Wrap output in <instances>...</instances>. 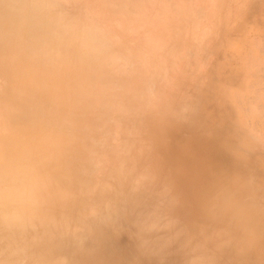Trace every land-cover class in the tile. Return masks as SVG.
<instances>
[{
	"label": "clouds",
	"instance_id": "1",
	"mask_svg": "<svg viewBox=\"0 0 264 264\" xmlns=\"http://www.w3.org/2000/svg\"><path fill=\"white\" fill-rule=\"evenodd\" d=\"M0 264H264V0H0Z\"/></svg>",
	"mask_w": 264,
	"mask_h": 264
}]
</instances>
